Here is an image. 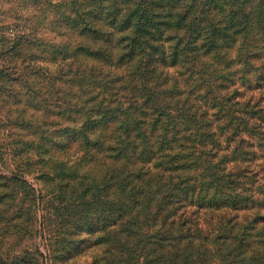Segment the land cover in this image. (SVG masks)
<instances>
[{
	"label": "trees",
	"instance_id": "1",
	"mask_svg": "<svg viewBox=\"0 0 264 264\" xmlns=\"http://www.w3.org/2000/svg\"><path fill=\"white\" fill-rule=\"evenodd\" d=\"M80 2L62 44L27 37L54 52L59 104L24 94L14 158L53 203L40 223L25 190L0 264H42L22 246L38 227L52 264L82 239L90 264H264V0Z\"/></svg>",
	"mask_w": 264,
	"mask_h": 264
},
{
	"label": "rangeland",
	"instance_id": "2",
	"mask_svg": "<svg viewBox=\"0 0 264 264\" xmlns=\"http://www.w3.org/2000/svg\"><path fill=\"white\" fill-rule=\"evenodd\" d=\"M80 3H82L80 0H0V232L2 233L7 232L9 228L7 217L13 216L16 209L20 214V209L16 208V205L21 206L22 209L30 205L25 193L27 188L30 191L34 190L35 201L33 203L38 206L40 223L44 215L42 209L48 208L53 203V197H50L48 192L54 187L49 182L40 179L39 171L28 174L19 173L22 163L16 161L19 158L15 153L16 148L24 132L20 128L21 118L15 111L21 109V105L29 98L28 95L33 94V89L43 91L39 84L48 86L44 99H48L52 105L59 104L55 90L51 88L52 85L57 84V80L54 77L47 80L51 74L56 73L53 65L54 58H56L54 52L44 47H37L36 43L29 49L26 46L27 37L32 35L36 41L62 44L61 28L54 23L62 16H73L74 13L83 10V8H77ZM16 36L25 37V40H21L19 46L20 56L12 57L10 47ZM46 66L49 68L47 73L44 71ZM25 67H30V71L38 75L37 82L32 85L29 92L27 85H17L22 83V78L27 77L28 71L24 70ZM40 67L43 70L39 75ZM44 80L51 84H45ZM24 94L28 95L24 96ZM8 110H11V113H8ZM66 156L69 159L73 157L71 154ZM13 173L20 176L19 180H10ZM38 230L35 237L23 240L22 246L29 249L28 257L35 256L32 251L34 248L43 257L38 259L39 262L52 264L48 258V250L49 253L50 250L54 251L52 241L42 237V227H38ZM90 242L88 239H82L79 243L74 240L71 247L77 244L78 246L75 249L72 247L73 250L67 255L65 262L56 260V264H90L95 255H103L96 247L88 248ZM111 264H119V262L115 261Z\"/></svg>",
	"mask_w": 264,
	"mask_h": 264
}]
</instances>
